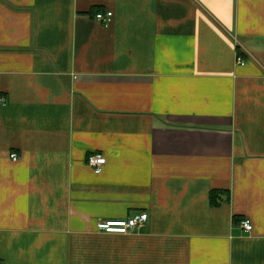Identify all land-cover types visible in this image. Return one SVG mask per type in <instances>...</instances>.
Segmentation results:
<instances>
[{
  "label": "crops",
  "instance_id": "crops-1",
  "mask_svg": "<svg viewBox=\"0 0 264 264\" xmlns=\"http://www.w3.org/2000/svg\"><path fill=\"white\" fill-rule=\"evenodd\" d=\"M0 95V264H264V0H0Z\"/></svg>",
  "mask_w": 264,
  "mask_h": 264
},
{
  "label": "built area",
  "instance_id": "built-area-1",
  "mask_svg": "<svg viewBox=\"0 0 264 264\" xmlns=\"http://www.w3.org/2000/svg\"><path fill=\"white\" fill-rule=\"evenodd\" d=\"M113 13L97 14L94 19L99 24L104 27H109L112 22ZM237 65L245 66L246 59L242 52H237ZM0 105L5 106L6 101L3 96L0 95ZM10 160L12 162H18L20 157L17 154L10 155ZM107 161L102 155H93L88 159V167L94 170L96 174H102ZM149 221V215L147 213L130 217L124 220H101L97 223V230L101 234L105 235H131L139 232L145 227L146 223ZM242 228L246 233H252L253 225L251 221L246 220L242 223Z\"/></svg>",
  "mask_w": 264,
  "mask_h": 264
},
{
  "label": "trees",
  "instance_id": "trees-1",
  "mask_svg": "<svg viewBox=\"0 0 264 264\" xmlns=\"http://www.w3.org/2000/svg\"><path fill=\"white\" fill-rule=\"evenodd\" d=\"M216 198H217V195L216 194H214L212 197H211V200H212V205L213 206H215L216 204H217V202H216Z\"/></svg>",
  "mask_w": 264,
  "mask_h": 264
}]
</instances>
